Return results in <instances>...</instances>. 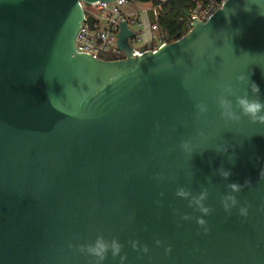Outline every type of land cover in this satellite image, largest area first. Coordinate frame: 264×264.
I'll return each mask as SVG.
<instances>
[{"label": "water", "instance_id": "water-1", "mask_svg": "<svg viewBox=\"0 0 264 264\" xmlns=\"http://www.w3.org/2000/svg\"><path fill=\"white\" fill-rule=\"evenodd\" d=\"M80 1L112 0H0V264H90L101 234L125 264H264V123L217 104L264 101V0H223L154 49L121 20L109 59L76 50ZM181 188L207 193V233Z\"/></svg>", "mask_w": 264, "mask_h": 264}, {"label": "clouds", "instance_id": "clouds-1", "mask_svg": "<svg viewBox=\"0 0 264 264\" xmlns=\"http://www.w3.org/2000/svg\"><path fill=\"white\" fill-rule=\"evenodd\" d=\"M236 79L239 81H243L245 79L244 75L240 74L236 76ZM248 88L253 93L259 92L258 85L252 81L248 83ZM223 90L232 93V88L230 85L225 84L223 86ZM236 107L239 109V112H236L232 108V103L225 96L221 95L217 97V104L220 109V117L229 121H239L242 116H246L252 122H261L264 123V101L259 99L257 95L256 98L250 99L247 94L245 95H237L235 97ZM199 114H204L207 112L208 108L205 103L198 102L195 105ZM187 147V145H184ZM226 151L227 149H223ZM221 175L227 177L230 175L229 170H220ZM248 181H245L247 184ZM244 185L238 183H231L228 185L231 190L227 193L224 198L221 200V206L225 210V212L230 211L231 208L237 206V199L234 193H238ZM177 195L182 198H189V205L195 206L196 210L199 211L202 215L196 217V223L203 231L207 233L208 228L206 227V220L204 216L208 215L212 209L204 204V200L206 199L207 193L202 191L198 195H191L188 191L184 189H178ZM238 213L242 217H246L248 215V206L241 205L238 207ZM183 219H189L188 215H184ZM159 244V241H156ZM133 249L137 248V244L135 241L131 243ZM122 244L115 238L106 239L102 234L97 235V237L91 243L83 244L79 246V251L85 253L87 256L91 258L90 264H103L108 253H111L113 258L119 256V264H125L126 256L121 254ZM142 251H147L146 247L141 249Z\"/></svg>", "mask_w": 264, "mask_h": 264}, {"label": "built area", "instance_id": "built-area-1", "mask_svg": "<svg viewBox=\"0 0 264 264\" xmlns=\"http://www.w3.org/2000/svg\"><path fill=\"white\" fill-rule=\"evenodd\" d=\"M133 0H112L110 2L94 1L86 3L80 1V6L84 12V17H94V28H91L89 23L83 20L76 32L74 45L78 52L86 53L94 58H115L120 56V52L116 48V34L118 31V24L121 20L126 19L129 26H139L140 21L134 14H124L120 7L127 2ZM192 7L189 11L187 29L191 28V23L195 16L197 20L205 21L213 12L221 6L223 0H190ZM151 11L154 16H157L158 8L152 6ZM132 28V27H131ZM133 29V28H132ZM151 30H156V25H150ZM134 30V29H133ZM136 32V31H135ZM159 45L172 42L163 39L158 34ZM140 35L136 32L135 36L129 39V44L139 41ZM176 40V39H175ZM174 41V40H173ZM158 46L151 47L152 49ZM138 54V52H135Z\"/></svg>", "mask_w": 264, "mask_h": 264}, {"label": "trees", "instance_id": "trees-1", "mask_svg": "<svg viewBox=\"0 0 264 264\" xmlns=\"http://www.w3.org/2000/svg\"><path fill=\"white\" fill-rule=\"evenodd\" d=\"M156 6L157 16L149 9L150 24L156 25L157 33L163 39L173 41L184 35L188 29V15L192 7L190 0H141Z\"/></svg>", "mask_w": 264, "mask_h": 264}, {"label": "crops", "instance_id": "crops-1", "mask_svg": "<svg viewBox=\"0 0 264 264\" xmlns=\"http://www.w3.org/2000/svg\"><path fill=\"white\" fill-rule=\"evenodd\" d=\"M151 8V4L146 8H139L137 10V19L140 20V25L137 27V33L140 35V47L151 48L153 46H158L154 40L157 37L158 41V33L156 30L150 29V19H149V9ZM139 47V48H140Z\"/></svg>", "mask_w": 264, "mask_h": 264}, {"label": "rangeland", "instance_id": "rangeland-1", "mask_svg": "<svg viewBox=\"0 0 264 264\" xmlns=\"http://www.w3.org/2000/svg\"><path fill=\"white\" fill-rule=\"evenodd\" d=\"M149 5H150V4H149L148 2H143V1H141V0H133V1L127 2L126 4L122 5V6L120 7V10H121L124 14H134L135 17L137 18V10H139V8H143V7L146 8V7L149 6ZM139 21H140V20H139ZM130 25H131V27L134 29V31L138 32V31H137V29H138L137 27H138V26H134V25H132V24H130ZM154 40H155L156 44L158 45V44H159V41H158L157 37L154 38ZM140 45H141L140 40L132 43V46H133L134 48H139Z\"/></svg>", "mask_w": 264, "mask_h": 264}]
</instances>
